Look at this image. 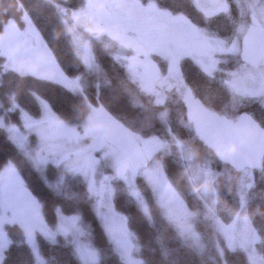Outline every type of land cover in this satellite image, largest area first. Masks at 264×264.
<instances>
[{
  "label": "trees",
  "instance_id": "obj_1",
  "mask_svg": "<svg viewBox=\"0 0 264 264\" xmlns=\"http://www.w3.org/2000/svg\"><path fill=\"white\" fill-rule=\"evenodd\" d=\"M140 1H151L171 13L184 14L206 35L226 44L235 36V27L241 21L238 8L232 0H227L229 7L226 11L212 16H204L191 0ZM80 4L81 0H0V34L6 24L22 26L23 13H26L62 72L70 78H77L79 84V91H73L49 79L3 70L4 56L0 49V116L8 125L20 124L19 108L31 116H38L40 109L36 98L39 97L48 103L58 117L56 126H79L90 108L99 106L125 130L142 139L167 137L168 131L195 161L210 163L216 174L213 179L216 193L213 214L221 224H230L240 208L237 194L239 174L219 163L198 142L184 117L179 96L171 94L161 105L153 104L131 82L124 66L112 57L101 42L91 43L94 67L90 70L85 68L70 44L55 7L76 9ZM239 62H242L239 56H224L219 64L220 71L208 75L191 59L183 57L179 61L182 84L188 93L207 108L230 119L246 112L264 128V93L260 97H241L230 92L223 83ZM13 103L18 109L8 110ZM53 135H58L56 130ZM174 150L160 151L157 157L171 186L182 195L186 206L193 213L192 225L201 238L203 250L197 252L180 238L165 219L143 178L137 176L135 185L145 203L146 213L128 193L125 185L115 180L112 205L125 218L140 263L249 264L240 250L228 249L222 243L221 252L216 249L217 233L210 211L187 180L183 158ZM8 163L16 168L29 192L39 202L46 225L58 227L57 208L63 214L77 215L80 227L99 253L96 264H125L105 236L86 185L78 173L65 174L61 164L48 163L41 175L22 151L10 142L5 129L0 127V169ZM251 176V186L245 191L243 209L254 233L255 249L264 258V158L261 168L251 171ZM44 179L50 184L61 179L60 191L50 188ZM3 231L8 244L1 254L0 264H36L31 243L45 264H83L74 244L61 234L50 239L42 231L26 233L16 224L7 223Z\"/></svg>",
  "mask_w": 264,
  "mask_h": 264
},
{
  "label": "rangeland",
  "instance_id": "obj_2",
  "mask_svg": "<svg viewBox=\"0 0 264 264\" xmlns=\"http://www.w3.org/2000/svg\"><path fill=\"white\" fill-rule=\"evenodd\" d=\"M232 1L238 8L241 21L235 27L236 34L228 44L206 35L184 14L171 13L151 1L103 0L105 8L116 21V28L108 32L97 30L93 17L96 9L91 0H81L76 9L58 5L55 7L76 56L86 69L94 67L90 51L93 41L101 42L120 63V57L126 56L127 65L136 68L137 72L141 62L155 65L160 77L156 84L158 93L155 89L145 91L153 104L161 105L171 94H176L181 99L188 93L181 81V58L191 59L204 73L211 75L220 71L222 57L239 56L240 38L247 28L264 30V0ZM191 2L204 16L224 12L229 7L227 0ZM22 20L20 27L6 24L0 34L3 70L49 79L64 88L79 91L77 78H70L62 72L26 13H23ZM129 43L139 51L136 48L132 50ZM127 76L134 81L129 74ZM223 81L225 87L238 96L260 97L264 93V59L254 65L239 62ZM36 100L40 109L38 116L27 114L13 103L8 110L18 109L20 124L8 125L3 116H0V127L5 129L10 142L22 151L41 175L48 163H54L61 164L65 174L78 173L82 177L104 234L125 264L141 263L136 256L133 238L126 227L124 216L113 208V182L120 180L146 213L145 203L135 185L137 176L145 180L165 219L180 238L197 252L203 250L201 238L192 225L193 213L186 206L182 195L171 186L157 157L158 152L170 151L172 148L183 158L187 180L210 211L217 233L218 252L222 250V243L228 249L242 251L249 264H264V258L255 249L254 233L243 209L245 191L251 186L253 170L244 169L238 173L237 194L240 208L234 220L224 225L213 214L216 201L213 187L216 174L213 168L208 161H195L168 131L167 137L152 136L142 139L135 135L147 158L146 166L143 167L124 160L114 148L97 137L91 124L97 126L100 124L97 120L106 122L111 119L99 106L90 108L79 126H56L58 117L48 103L39 97ZM55 130L57 136L53 135ZM61 181L60 179L55 184L45 183L60 191ZM55 214L58 227L51 228L44 222L39 202L29 192L16 168L8 163L0 169V257L8 244L3 231L4 224L7 223L16 224L26 233L42 231L50 239L61 234L74 244L83 264H96L99 253L80 227L79 217L63 214L58 208ZM31 249L36 264H45L33 243Z\"/></svg>",
  "mask_w": 264,
  "mask_h": 264
},
{
  "label": "water",
  "instance_id": "obj_3",
  "mask_svg": "<svg viewBox=\"0 0 264 264\" xmlns=\"http://www.w3.org/2000/svg\"><path fill=\"white\" fill-rule=\"evenodd\" d=\"M95 6L94 22L107 30L116 28V21L102 0H92ZM239 58L254 64L264 58V30L250 27L241 39ZM154 80L157 74H152ZM184 117L198 142L209 150L215 159L239 173L244 169L259 170L264 158V128L248 113L241 112L235 119L227 118L202 104L190 93L182 98ZM98 137L109 144L126 160L143 167L146 155L134 134L114 120L95 127Z\"/></svg>",
  "mask_w": 264,
  "mask_h": 264
},
{
  "label": "flooded vegetation",
  "instance_id": "obj_4",
  "mask_svg": "<svg viewBox=\"0 0 264 264\" xmlns=\"http://www.w3.org/2000/svg\"><path fill=\"white\" fill-rule=\"evenodd\" d=\"M92 1V0H91ZM103 1V0H102ZM92 3H93V1H92ZM94 5V4H93ZM95 7V6H94ZM94 17V16H93ZM97 27V26H96ZM250 28V27H249ZM248 29V28H247ZM247 29L244 31V33L241 35V38H240V43H239V48H240V45H241V39H242V37H243V35L246 33V31H247ZM97 30H99V31H104V32H108V31H111V30H107V29H105V28H102V27H97ZM129 45V47L131 48L132 47V50H133V48H136V50L137 51H139V49L136 47V46H134L133 44H128ZM264 59V58H263ZM263 59H261V60H263ZM261 60H259V61H261ZM120 61H121V64L124 66V65H126L124 68H125V71H126V74L128 75L129 74V76L130 77H132V79L134 80V81H132L131 80V82H133V83H135L136 84V86L138 87V89L140 90V92L143 94V95H145V96H148V95H146V91L145 90H147V91H150V90H156L157 91V93H158V87H157V83L159 82V79H160V77H159V69L155 66V65H153L152 63H148V62H144V63H140V69H139V71L137 72L136 71V68H132L131 66H129V64L127 65V57L126 56H121L120 57ZM259 61H256L254 64H257ZM243 62V61H242ZM160 63H161V60H160ZM245 63V62H244ZM248 64V63H247ZM254 64H251V65H254ZM250 65V64H249ZM157 74V76H158V79L157 80H154L153 78H152V74ZM181 105H182V99H181ZM105 113V112H104ZM102 119V118H101ZM97 123H100V124H103V123H105V121L104 122H101L100 120H97ZM91 127L93 128V129H95V127H96V125L94 126L93 124H91ZM98 137V136H97ZM100 138V137H99ZM101 139V138H100ZM102 140V139H101ZM124 158V157H123ZM124 160H126L125 158H124ZM126 161H129V160H126ZM130 162H132V161H130Z\"/></svg>",
  "mask_w": 264,
  "mask_h": 264
}]
</instances>
